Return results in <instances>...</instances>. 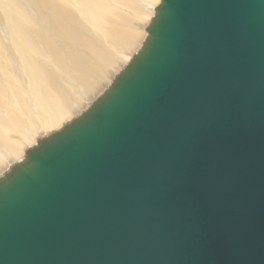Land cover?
Returning a JSON list of instances; mask_svg holds the SVG:
<instances>
[{
  "label": "water",
  "instance_id": "95a60500",
  "mask_svg": "<svg viewBox=\"0 0 264 264\" xmlns=\"http://www.w3.org/2000/svg\"><path fill=\"white\" fill-rule=\"evenodd\" d=\"M109 96L0 186V264H264V0H161Z\"/></svg>",
  "mask_w": 264,
  "mask_h": 264
},
{
  "label": "bare ground",
  "instance_id": "6f19581e",
  "mask_svg": "<svg viewBox=\"0 0 264 264\" xmlns=\"http://www.w3.org/2000/svg\"><path fill=\"white\" fill-rule=\"evenodd\" d=\"M160 6L161 0H0V13L26 20L40 12L42 23L19 22L25 40L3 66L0 186L109 96L145 51Z\"/></svg>",
  "mask_w": 264,
  "mask_h": 264
},
{
  "label": "rangeland",
  "instance_id": "374dc122",
  "mask_svg": "<svg viewBox=\"0 0 264 264\" xmlns=\"http://www.w3.org/2000/svg\"><path fill=\"white\" fill-rule=\"evenodd\" d=\"M38 14H40V12H36L34 15H31L30 18L23 20L20 16L0 13V41L2 43V45H0V85H4V77L6 76L3 66L10 64L12 53L17 51L25 40L19 29V22L24 23L29 21L33 22L38 27L42 26ZM16 70L21 76L24 75V69L21 66Z\"/></svg>",
  "mask_w": 264,
  "mask_h": 264
}]
</instances>
